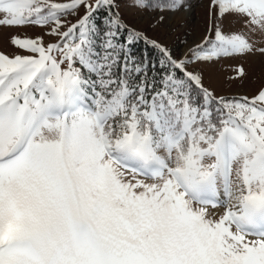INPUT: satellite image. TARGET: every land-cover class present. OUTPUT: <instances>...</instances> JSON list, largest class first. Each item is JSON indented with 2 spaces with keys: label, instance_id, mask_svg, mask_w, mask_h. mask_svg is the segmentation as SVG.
Masks as SVG:
<instances>
[{
  "label": "snow or ice",
  "instance_id": "1",
  "mask_svg": "<svg viewBox=\"0 0 264 264\" xmlns=\"http://www.w3.org/2000/svg\"><path fill=\"white\" fill-rule=\"evenodd\" d=\"M199 4L0 0V264H264V0Z\"/></svg>",
  "mask_w": 264,
  "mask_h": 264
},
{
  "label": "rangeland",
  "instance_id": "2",
  "mask_svg": "<svg viewBox=\"0 0 264 264\" xmlns=\"http://www.w3.org/2000/svg\"><path fill=\"white\" fill-rule=\"evenodd\" d=\"M191 3L193 4V15L192 19L194 21V33L199 34L200 33V27L204 19V9L200 6L199 0H191ZM183 21V15H178L174 18L173 23L176 25L181 24ZM143 26V24H141ZM31 34V33H30ZM149 35H152V33H149ZM192 37L189 38V43H191ZM252 76V74H250ZM216 83L219 85L223 81V72L219 69H217V75L215 77ZM264 82V74H262L260 71H257L254 76L252 77V82L246 81L243 86L240 85H233L231 88H223L224 94H230V93H240V94H247L251 95L252 91L259 85V83Z\"/></svg>",
  "mask_w": 264,
  "mask_h": 264
},
{
  "label": "clouds",
  "instance_id": "3",
  "mask_svg": "<svg viewBox=\"0 0 264 264\" xmlns=\"http://www.w3.org/2000/svg\"><path fill=\"white\" fill-rule=\"evenodd\" d=\"M3 239L6 241V239H7V233H5V236H4Z\"/></svg>",
  "mask_w": 264,
  "mask_h": 264
}]
</instances>
